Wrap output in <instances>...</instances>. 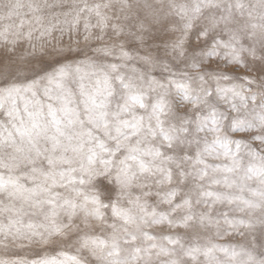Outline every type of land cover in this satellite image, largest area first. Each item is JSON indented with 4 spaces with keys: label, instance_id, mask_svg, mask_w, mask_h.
I'll list each match as a JSON object with an SVG mask.
<instances>
[{
    "label": "snow or ice",
    "instance_id": "snow-or-ice-1",
    "mask_svg": "<svg viewBox=\"0 0 264 264\" xmlns=\"http://www.w3.org/2000/svg\"><path fill=\"white\" fill-rule=\"evenodd\" d=\"M0 264H264V0H0Z\"/></svg>",
    "mask_w": 264,
    "mask_h": 264
}]
</instances>
